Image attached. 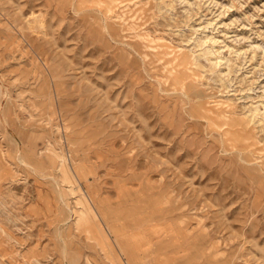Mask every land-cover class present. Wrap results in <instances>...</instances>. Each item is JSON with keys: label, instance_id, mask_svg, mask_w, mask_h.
<instances>
[{"label": "rangeland", "instance_id": "obj_1", "mask_svg": "<svg viewBox=\"0 0 264 264\" xmlns=\"http://www.w3.org/2000/svg\"><path fill=\"white\" fill-rule=\"evenodd\" d=\"M0 264H264V0H0Z\"/></svg>", "mask_w": 264, "mask_h": 264}]
</instances>
